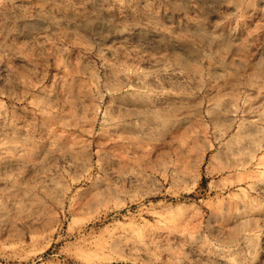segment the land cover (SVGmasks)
I'll return each mask as SVG.
<instances>
[{"label":"clouds","instance_id":"9594fccd","mask_svg":"<svg viewBox=\"0 0 264 264\" xmlns=\"http://www.w3.org/2000/svg\"><path fill=\"white\" fill-rule=\"evenodd\" d=\"M0 264H264V0H0Z\"/></svg>","mask_w":264,"mask_h":264}]
</instances>
